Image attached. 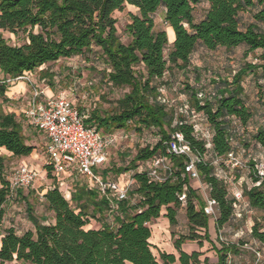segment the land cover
Instances as JSON below:
<instances>
[{
	"label": "trees",
	"instance_id": "obj_1",
	"mask_svg": "<svg viewBox=\"0 0 264 264\" xmlns=\"http://www.w3.org/2000/svg\"><path fill=\"white\" fill-rule=\"evenodd\" d=\"M201 3H208V7L204 17L197 20L195 9ZM127 4L135 6L138 13L131 14L126 24L131 40L124 43L118 35L114 13ZM160 8L164 9V23L175 32L171 45L167 31L155 28L154 14ZM246 12L251 17L248 22L243 21ZM0 29L25 34V41L19 45L11 44L0 35V70L4 75L0 97L5 102L9 101L5 96L9 86L7 79L33 73L62 58L90 59L94 54L104 64L102 78L112 87L129 90L118 99L115 111L90 110L86 125L96 126L103 133L132 127L137 131L155 128L160 137L155 145L139 148L126 166L97 169L105 179H109L112 171L116 174L133 171L135 187L129 191L127 199L118 202L112 223L107 222L105 215L109 199L97 188L81 185L68 200L55 184L43 195L55 221L45 223L47 218L39 217L33 204L27 202L33 229L22 234L13 227L2 228L5 204L13 191L5 172V156L0 155V264H172L176 261L199 264V253L189 254L182 245L188 239L201 242L198 229L205 230L208 238L210 217L203 209L205 201L192 187L191 177L185 170L188 158L173 155L175 173L164 182L152 180L148 175L152 160L166 154L164 142L175 131L182 132L194 150L197 170L209 196L217 201L218 229L238 217L235 199L229 195L228 184L219 175L216 164L205 159L209 151L207 140L197 135L185 114L176 113L158 99V81L168 70L186 69L200 46L214 50L245 45L251 52L261 50L262 62L248 64L232 81L222 82L223 86L211 100L202 104L197 89L189 86L187 89H191L188 94L192 107L205 116L212 127L210 142L215 158L224 159L231 151L236 153L235 139L246 148L252 142L264 145V126H254L252 134L245 136L255 112L246 103L243 86L244 77L254 69H260L264 78V0H0ZM41 71L47 75L44 68ZM24 130L23 121L0 105V148L14 157L30 156L35 146L28 143ZM260 161L259 156L251 154L249 163L254 184L244 190V196L250 207L264 212V174L257 176L256 167ZM220 164H224L223 160ZM46 169L48 173L52 171L48 165ZM238 178L239 174L235 176L236 180ZM185 186L186 217L193 232L175 239L179 258L174 253L160 252L158 259L150 242V224L161 216L165 207L164 215L170 225H177L182 206L179 197ZM15 192L25 199L23 188ZM91 218L101 226L87 229ZM251 236L264 245V227L260 222L253 225ZM217 252L218 261L213 264H234L229 254H238L239 249L236 244H224Z\"/></svg>",
	"mask_w": 264,
	"mask_h": 264
},
{
	"label": "rangeland",
	"instance_id": "obj_2",
	"mask_svg": "<svg viewBox=\"0 0 264 264\" xmlns=\"http://www.w3.org/2000/svg\"><path fill=\"white\" fill-rule=\"evenodd\" d=\"M208 3H201L196 6L195 15L196 19L200 20L204 17ZM138 9L127 4L123 10H117L114 13V17L117 18L118 35L124 43H128L131 37L126 32V24L131 19V14H137ZM164 9L160 8L154 14L155 28L165 29L168 33L169 45L174 42L175 32L164 23ZM251 20L250 13L243 14V21L248 22ZM0 35L8 39L13 45L22 44L25 41V34L19 31L16 35L9 31L0 29ZM167 49V52L169 51ZM261 50L248 51L247 46L240 45L234 48L218 47L211 50L205 47H198L191 56L190 64L186 69L181 70L174 68L168 70L163 79L158 81L160 86V95L158 99L165 100L169 108L175 110L176 113H182L185 106L192 108V100L188 93L190 88L197 89L199 95H202V99L211 100L212 97L217 94V90L221 88L222 82L229 80L232 81L233 76L242 68H245L248 64H260ZM42 68L45 69L47 75H44ZM104 68L103 62L98 59L97 55H90V59H86L81 56L62 58L56 62H51L43 67L37 69L30 75L32 80L31 84L27 80H16L10 82L12 86L15 82H26V91L21 95H18L16 99H10V102H3L4 98L0 97V104L11 105L18 111L19 118L24 123V132L28 138V143L35 146L32 157H14L5 148H0V155L5 156V172L7 178H12L13 172L25 161L30 162V166L38 170L39 176L33 181L29 187L23 188L25 199L16 195L15 190L9 196L5 204V218L3 227H13L18 234H22L27 230L33 229V225L28 218L27 202L33 204L34 212L39 217H46L45 223H52L53 212L48 210L45 205L43 195L54 184H58L64 196L70 200L71 196L69 191L79 188V185H75L76 179H70V177L62 178L63 174H56L53 171L48 173L46 169V138L43 132L35 128L28 123L26 118V112L29 108L32 97L33 85L48 92V96H57L61 93H65L69 99H71L79 108L92 110L98 108L106 112H113L117 109V101L121 98L129 89L128 88H115L112 87L102 78L101 70ZM4 78L3 73L0 71V84ZM243 86L246 93V103L254 109L255 117L248 126V132L245 136L248 138V134H252L254 126H264V78L261 77L260 69H254L250 71L243 79ZM9 91V89H8ZM9 93L6 92V96ZM195 118L190 114L187 118L198 127L199 135L201 138L207 140L209 151L205 156L206 160L217 161L218 173L224 177L228 175L232 180H236L235 176L239 174V178H242L243 191L247 188H251L254 184L250 173V156L256 155L264 160V145L255 144L249 148H246L239 140L235 139L233 145L236 147V156L242 162L241 167H234L232 165L220 164L221 159L214 157L212 153L211 137L213 134L212 127L201 113L195 112ZM184 114V113H183ZM194 120H193V118ZM243 133V129L240 130ZM116 137L115 143L109 149L108 161L101 168H117L119 166H126L129 161L133 159L137 150L147 145H155L160 137L157 129H143L137 131L134 127L113 131ZM31 156V155H30ZM150 165V162L149 164ZM133 171L127 173L116 174L114 171L110 172L108 178L116 181L121 185L126 184L132 179ZM78 180L80 178H77ZM87 178L83 177L76 183L82 184V186H89ZM65 181L66 183L59 184V182ZM90 181V180H89ZM191 185L197 189V194L206 201L209 196V190L206 184L200 179H191ZM90 183H92L90 181ZM132 187H135V181L133 180ZM239 187V186H237ZM232 187L229 189L230 194ZM29 191L31 193H29ZM137 198V197H135ZM134 198V200H135ZM113 201H109V207L107 209L106 220L107 222H113V211L116 210L119 204H115ZM197 207L199 203L195 200ZM75 205V204H73ZM241 215L238 216L232 222L224 225L221 229L216 226V220L210 216L208 238L204 235L205 230H196L201 234V242L197 240H186L182 245V248L191 254L196 251L199 253V264H213L218 261V249L222 248L224 244H236L239 249L238 254H229V259L234 264H264V245L254 240L251 236V229L255 222H260L264 227V212L249 206L247 197L244 196L242 208L240 209ZM92 212V208H90ZM166 208H162V213L159 218L154 220L150 227L152 229V236L150 241L152 244V250L155 256L159 259L160 252L174 253L179 258V253L175 248V239L179 238L182 234L188 235L193 232L190 229L188 220L186 217V204H182L178 212V222L176 226L166 225L163 228L162 222H169L165 217ZM218 215V212H217ZM101 223L91 218L86 228H99ZM174 232V233H173ZM1 238V236H0ZM259 251V254L256 253ZM4 264H15V262H5ZM172 264H179L176 261Z\"/></svg>",
	"mask_w": 264,
	"mask_h": 264
},
{
	"label": "built area",
	"instance_id": "obj_3",
	"mask_svg": "<svg viewBox=\"0 0 264 264\" xmlns=\"http://www.w3.org/2000/svg\"><path fill=\"white\" fill-rule=\"evenodd\" d=\"M29 74L25 73L17 78L7 79V82L27 80L33 84ZM199 99L203 104L202 95H199ZM89 112L90 110L79 108L64 92L57 96H48L45 91L33 85L26 118L30 125L45 135V165L50 166L56 174L74 171L78 175L86 176L101 195L109 199L110 202L113 201L117 204L119 201L128 198L134 179L132 178L126 184L121 185L116 181L103 178L97 172V169L102 168L108 161V152L110 147L114 145L116 137L113 133L101 132L96 126H87L86 120ZM195 112L197 111L194 107L190 108L188 106H185L184 111L182 110V113L186 116L190 117L191 114L194 118ZM194 127L197 135L201 138L199 135L200 130L195 125ZM164 145L166 146V154L155 157L151 162L148 175L152 180L164 182L174 176L173 155L188 158L185 165L186 172L191 179H200L194 150L182 132L175 131L171 138L164 142ZM221 160L228 166L241 167L243 165L232 151ZM213 163L216 164L217 161ZM256 167L257 176L262 177L264 174V160L260 161ZM249 168L251 169V167ZM38 176L37 169L29 164H21L13 172L10 179L11 190L29 187ZM224 180L228 184V189L231 187L233 189L231 194L229 191V195L235 199L234 205L237 215L240 216V209L244 201L243 180L242 178L232 180L228 175L224 176ZM186 189L185 186L184 192L179 197L182 204H186ZM203 209L209 217L217 219V201L214 198L208 196Z\"/></svg>",
	"mask_w": 264,
	"mask_h": 264
},
{
	"label": "crops",
	"instance_id": "obj_4",
	"mask_svg": "<svg viewBox=\"0 0 264 264\" xmlns=\"http://www.w3.org/2000/svg\"><path fill=\"white\" fill-rule=\"evenodd\" d=\"M1 71V70H0ZM31 75H32V73H30ZM26 87H27V85H26V82H23V81H21V82H15L12 86L10 85V83H9V86H8V89H9V91H8V89H7V93H9V95L8 96H6V93H5V96L9 99V101L8 102H10V99H16L17 97H18V95H21L22 93H25V91H26ZM45 93L47 94L48 92H46L45 91ZM48 95V94H47ZM3 102L5 103V101L3 100ZM0 104L1 106H2V109L4 110V111H6V112H14L18 117H19V114H18V111L15 109V108H13V107H11V105L13 104V103H11V105H5V104ZM30 105V104H29ZM24 112H26V111H24ZM33 154V153H32ZM32 154H31V156H27L26 158H30L31 159V157H32ZM30 162H24L23 164H29ZM30 165V164H29ZM65 177H70V178H68V180H70V179H76L77 181H79V180H81V178H83V177H85V178H87L86 176H81V175H78V174H76L74 171H70V172H66V173H64L63 174V176H62V178H65ZM77 178H80L79 180L77 179ZM88 179V178H87ZM76 181V182H77ZM75 182V185L77 186V185H79V186H81L82 184H78V183H76ZM63 183H66L65 181H60L59 182V184H63ZM88 187H90V188H94L93 187V184L92 183H90V181L88 180ZM55 185V184H54ZM53 185V186H54ZM60 187V186H59ZM78 188V187H77ZM76 188V189H77ZM76 189H74V190H72V191H69V195L70 196H72V192H74ZM162 225H163V228H165L166 227V225H168L169 226V222H167L166 220H165V222H162ZM151 242V244H154L152 241H150Z\"/></svg>",
	"mask_w": 264,
	"mask_h": 264
}]
</instances>
